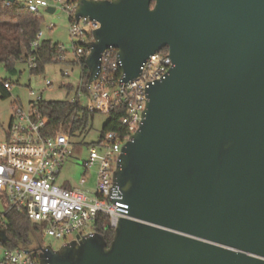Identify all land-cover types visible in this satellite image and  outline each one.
<instances>
[{
    "label": "water",
    "instance_id": "obj_1",
    "mask_svg": "<svg viewBox=\"0 0 264 264\" xmlns=\"http://www.w3.org/2000/svg\"><path fill=\"white\" fill-rule=\"evenodd\" d=\"M81 18L99 24L88 83L108 49L122 84L163 49L172 67L121 147L128 214L109 246L38 244L39 264H264V0H79Z\"/></svg>",
    "mask_w": 264,
    "mask_h": 264
},
{
    "label": "built area",
    "instance_id": "obj_2",
    "mask_svg": "<svg viewBox=\"0 0 264 264\" xmlns=\"http://www.w3.org/2000/svg\"><path fill=\"white\" fill-rule=\"evenodd\" d=\"M65 12L70 26L69 36L75 40L73 57L83 56V46L92 41V33L99 24L87 18L75 20V9L79 0H53ZM6 5L17 3L31 13L39 14L48 9L47 0H4ZM54 12L57 10L53 8ZM54 29L53 25L48 28ZM42 33L39 31L29 48L27 69L36 67V57ZM60 55L53 59L52 65L64 64L70 52L59 46ZM88 51L85 56H87ZM121 63L117 51L108 49L100 59V69L92 83H85L82 77L77 83V98L69 103H79L90 113L109 115L117 103L126 109L121 120V131L107 132L93 143L83 163L85 174L94 169L96 174L93 190L82 189L86 176L80 180V187L57 184L60 170L71 158L75 145L69 135L59 132L52 137L43 135L44 121L38 111L37 101L30 104L27 111L21 106L12 108L10 124L6 130V141L0 143V197L7 199L8 209L25 212L27 218L42 226L49 237L63 240L64 244L80 238H90L95 233L93 224L100 214L105 215L108 227L114 230L117 222L127 218L128 206L122 203V195L113 181L121 147L137 131L145 108L146 90L155 81L163 79L172 67L168 50L156 52L141 67L134 80L122 84ZM64 76H68L65 72ZM45 85L52 83L46 81ZM8 90L10 86L5 84ZM86 103H80V96ZM6 211V212H7ZM72 238V240H68ZM32 250L5 247L0 242V264H39Z\"/></svg>",
    "mask_w": 264,
    "mask_h": 264
},
{
    "label": "trees",
    "instance_id": "obj_3",
    "mask_svg": "<svg viewBox=\"0 0 264 264\" xmlns=\"http://www.w3.org/2000/svg\"><path fill=\"white\" fill-rule=\"evenodd\" d=\"M41 21L39 14L31 13L17 3L6 5L4 0H0V67L8 74H14L18 67L28 65L29 58L33 55L29 45L39 32ZM88 44L83 46V56L73 57V60L64 62L78 68L85 83L88 82V69L85 63ZM58 48L59 44L43 39L35 53L36 67L28 69L30 74L38 75L47 66L52 65L53 59L60 55ZM5 84L11 86L9 80L0 78V95L3 100L9 98V90L5 88ZM66 87L70 88L69 85ZM36 106L45 124L43 135L46 137H52L59 132L70 137L82 135L89 130V122L94 116V113L88 112L86 107L79 103L39 101ZM125 111L123 105L115 103L112 106L101 137L107 132L121 131L120 123ZM92 228L94 233L102 236L109 246L114 232L108 227L107 217L100 214ZM0 233L5 235L3 243L5 247L33 251L41 242L42 226L32 223L25 212L9 210L0 217Z\"/></svg>",
    "mask_w": 264,
    "mask_h": 264
},
{
    "label": "rangeland",
    "instance_id": "obj_4",
    "mask_svg": "<svg viewBox=\"0 0 264 264\" xmlns=\"http://www.w3.org/2000/svg\"><path fill=\"white\" fill-rule=\"evenodd\" d=\"M49 8L57 10L49 14L48 9H42L39 15L42 18L39 31L42 39L50 40L53 44H59L61 48L70 52L69 60H73L72 47L73 40L68 33L69 20L65 12L61 11L59 5L53 0H47ZM53 25L54 29L49 30ZM67 72L68 76H64ZM0 78L7 79L11 83L9 98L1 99L0 95V143L6 141V130L10 124L12 108L15 105L21 106L27 111L30 104L40 99L43 102H70L77 98V83L80 79V71L76 67L67 64L49 65L38 75H31L27 66L18 67L14 74H8L0 67ZM51 82V86H46L45 82ZM70 86V88L66 86ZM64 86V87H62ZM80 103H86V97L80 96ZM108 115L95 113L89 122V130L82 135L71 138V142L76 146L72 151L71 158L64 163L60 170L57 184L59 186L70 185L75 188L80 187V180L86 176V183L82 189L93 190L95 186L96 174L94 169H90L85 174L83 163L87 161L88 152L93 143L100 137ZM8 209V201L0 197V217ZM68 240H72L69 238ZM63 240H55L49 237L44 231L41 233L42 246H51L54 250L63 245Z\"/></svg>",
    "mask_w": 264,
    "mask_h": 264
}]
</instances>
